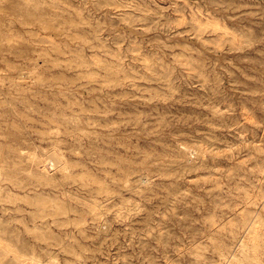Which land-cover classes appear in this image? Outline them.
Segmentation results:
<instances>
[{
  "label": "rangeland",
  "instance_id": "rangeland-1",
  "mask_svg": "<svg viewBox=\"0 0 264 264\" xmlns=\"http://www.w3.org/2000/svg\"><path fill=\"white\" fill-rule=\"evenodd\" d=\"M18 1L44 17L0 53V194L42 218L1 224L12 249L264 264V0Z\"/></svg>",
  "mask_w": 264,
  "mask_h": 264
},
{
  "label": "bare ground",
  "instance_id": "bare-ground-1",
  "mask_svg": "<svg viewBox=\"0 0 264 264\" xmlns=\"http://www.w3.org/2000/svg\"><path fill=\"white\" fill-rule=\"evenodd\" d=\"M43 17L44 16L42 13L37 12L35 9L32 10L29 4L23 6L18 0H0V53L5 51V48H7L8 45H10V42H12L11 40L15 38L16 34L14 33L13 28L16 23L21 22V18L25 19V21L23 20L24 24H30L37 21H42ZM31 33L33 34V32ZM11 55L14 59L0 55V60L8 68L15 70V61L17 58L23 57L24 52L20 49H16L11 53ZM52 156L57 161L60 160L57 152H53ZM52 166L54 168L56 166V163L54 161ZM61 171L64 172V169H61ZM42 179L45 181H50L49 177L43 176ZM50 182H52V180ZM12 185L15 187V189L23 191L29 190L26 187L20 186L17 182H12ZM9 198L10 197L4 199V197L0 194V249L3 251L4 258L6 259L5 264H20L26 259L30 261L29 264L40 263L34 256H26V258H24L20 253L19 247H16V249H12V239L9 238L11 233H7L1 228V224L4 223L6 219H14L18 221L19 217L22 218L21 220H27L29 218L33 223V226L36 227V219L42 218L41 216L35 214L36 206L38 207V204L31 203L29 196H24V198L22 199L23 203H19L17 200L7 201ZM40 203L42 205V211L45 213V216L53 215V212L50 211L49 202L42 199ZM61 210L62 209H57L54 214H57ZM35 237L38 239H42V236L40 235H36ZM3 239L8 240L7 243H4Z\"/></svg>",
  "mask_w": 264,
  "mask_h": 264
}]
</instances>
